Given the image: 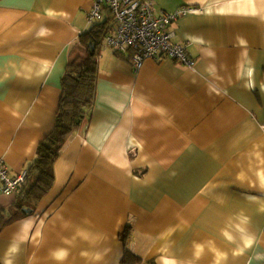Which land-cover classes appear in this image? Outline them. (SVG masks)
Returning <instances> with one entry per match:
<instances>
[{
    "label": "crops",
    "instance_id": "obj_1",
    "mask_svg": "<svg viewBox=\"0 0 264 264\" xmlns=\"http://www.w3.org/2000/svg\"><path fill=\"white\" fill-rule=\"evenodd\" d=\"M151 2L155 15L197 7L170 27L193 64L146 59L135 70L103 42L90 118L49 190L0 230V264H122L125 250L136 264H264V0ZM92 5L0 0L10 177L53 128ZM19 191H0V211L15 210Z\"/></svg>",
    "mask_w": 264,
    "mask_h": 264
},
{
    "label": "trees",
    "instance_id": "obj_2",
    "mask_svg": "<svg viewBox=\"0 0 264 264\" xmlns=\"http://www.w3.org/2000/svg\"><path fill=\"white\" fill-rule=\"evenodd\" d=\"M112 31L113 18L110 12L104 11L101 21L92 23L72 46L60 81L61 95L53 128L37 145L35 158L27 169L26 181L20 187L14 203L15 210L0 211V230L15 216L22 214L21 210L25 204L29 206L49 190L54 179L55 160L69 137L88 122L96 99L100 51L105 36ZM128 232L127 228L121 235L122 241H125ZM139 262L141 259L128 250H125L121 257L122 264Z\"/></svg>",
    "mask_w": 264,
    "mask_h": 264
},
{
    "label": "built area",
    "instance_id": "obj_3",
    "mask_svg": "<svg viewBox=\"0 0 264 264\" xmlns=\"http://www.w3.org/2000/svg\"><path fill=\"white\" fill-rule=\"evenodd\" d=\"M197 7L182 6L172 13L153 14L151 0H93L87 14L89 23L101 21L104 11L113 18V31L105 36L106 46L127 55L136 70L146 59L165 58L191 66L186 46L172 41L173 22L180 16L195 12ZM27 171L14 177L8 175L7 167L0 161V191L11 194L26 181Z\"/></svg>",
    "mask_w": 264,
    "mask_h": 264
},
{
    "label": "water",
    "instance_id": "obj_4",
    "mask_svg": "<svg viewBox=\"0 0 264 264\" xmlns=\"http://www.w3.org/2000/svg\"><path fill=\"white\" fill-rule=\"evenodd\" d=\"M93 48V47H92ZM23 210V212H26V211H29V209L27 210V209H22Z\"/></svg>",
    "mask_w": 264,
    "mask_h": 264
},
{
    "label": "rangeland",
    "instance_id": "obj_5",
    "mask_svg": "<svg viewBox=\"0 0 264 264\" xmlns=\"http://www.w3.org/2000/svg\"><path fill=\"white\" fill-rule=\"evenodd\" d=\"M105 45H106V43H105Z\"/></svg>",
    "mask_w": 264,
    "mask_h": 264
}]
</instances>
